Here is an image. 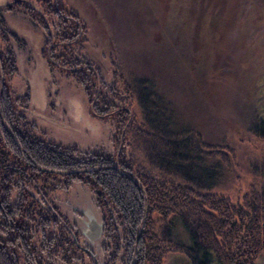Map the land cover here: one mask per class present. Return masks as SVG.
Wrapping results in <instances>:
<instances>
[{"label": "trees", "instance_id": "16d2710c", "mask_svg": "<svg viewBox=\"0 0 264 264\" xmlns=\"http://www.w3.org/2000/svg\"><path fill=\"white\" fill-rule=\"evenodd\" d=\"M85 2L0 0V264H20L15 246L28 245L25 238L7 239L2 233L21 235L28 222L63 226V216H37L30 206L37 199L26 188L44 196L40 185L49 181V188L65 189L77 181L91 191L102 215L103 243L114 240L106 250L109 263H124L117 257L127 240L134 264H254L264 253V110L251 115L247 131L237 137L247 150L249 173L237 195L222 186L228 174L237 177L243 167L238 151L203 139L180 118L168 98L156 92L158 73L135 82L119 74L110 85L101 80L92 87L88 77L80 80L87 97L93 95V112H117L123 137L113 152L37 134L29 115L30 91L18 92L9 83L19 72V53L33 50L25 36L11 32L8 15L20 11L35 32L49 31L52 39H45L42 52L54 73L69 77L74 66H82V72L96 71L101 79L97 61L82 47L92 29L89 15L81 12ZM108 63L118 65L111 57ZM29 215L33 218L26 220Z\"/></svg>", "mask_w": 264, "mask_h": 264}, {"label": "rangeland", "instance_id": "374dc122", "mask_svg": "<svg viewBox=\"0 0 264 264\" xmlns=\"http://www.w3.org/2000/svg\"><path fill=\"white\" fill-rule=\"evenodd\" d=\"M85 3L81 12L89 15L86 22L92 29L82 47L85 53L88 50L87 57L97 61L101 79L96 71L82 72V66H74L69 77L54 73L42 52L52 37L49 31L35 32L20 11L8 15L11 32L25 36L26 45L33 50L30 54L19 53V72L9 83L18 92L30 91L29 115L37 134L80 149L98 146L113 152L122 145L123 137L115 122L117 112H93L89 102L93 95L87 97L80 80L88 77L92 87L101 80L110 85L115 75L135 82L158 73L156 92L168 98L180 118L194 125L203 139L222 141L238 151L243 167L238 169L237 177L228 174L222 188L226 193L239 194L248 184L249 173L244 168L248 153L238 146L237 137L247 131L254 120L251 115L264 110V0ZM110 57L118 65L109 64ZM49 183L40 185L47 191L44 196L33 188L26 189L43 208L51 203L70 218L76 216L83 234L78 242L91 252L84 253L80 263L98 262L99 254L91 246H100L103 236L87 233L86 228L92 219L96 226L103 221L91 191L77 181L65 189L44 188ZM46 228L55 226L51 223ZM124 242L118 261L130 243ZM254 264H264V253Z\"/></svg>", "mask_w": 264, "mask_h": 264}, {"label": "flooded vegetation", "instance_id": "af4514ba", "mask_svg": "<svg viewBox=\"0 0 264 264\" xmlns=\"http://www.w3.org/2000/svg\"><path fill=\"white\" fill-rule=\"evenodd\" d=\"M45 186L47 187L49 185ZM43 199L44 198L40 199V201ZM34 202V204L32 203L30 206H33L36 215L38 214L43 216L45 213V217L50 218V214H52V220H55V217L63 216L64 224L63 226H58L56 228H40L36 227L38 224L35 223L36 225H32V222H28L29 225L26 226V230L21 235L16 234L14 236V233L12 232L9 234L2 233L1 236L3 238L11 239V237L17 238L20 236L21 238H25L26 243H28L27 247H19L18 245L15 246L17 249L16 251L18 252L17 255L21 257V261L19 259L20 264H81L80 262L81 259H83L82 257L84 253L90 254L91 252L89 253L87 250L89 248L86 249L85 246V248H83L78 242L79 238H81L83 234L80 232L79 226L77 227L76 216L74 218H70L69 216L63 214V212H61V210L56 206L54 207L51 203L49 204V207L44 206L43 208L40 206L41 203L37 201ZM23 204L25 205L29 203ZM22 208L26 210L28 209L27 206ZM26 214H30L29 211L25 212L23 215L27 216ZM31 218L33 217L29 215L26 220H31ZM44 220L46 221L50 219ZM45 223L51 224L49 221ZM101 232L100 237L104 234L103 230ZM15 240L16 239H14V241ZM101 240V244L98 247L90 245L94 251L99 254V261L97 262L95 260L93 264H112L109 263L111 253L108 252L107 255L106 250L111 251L112 247L109 245H111L110 242L114 240H108V246L103 243V238H101ZM130 249V243L125 245L124 257L120 259V261L125 259L123 264H134ZM107 257L108 260H106Z\"/></svg>", "mask_w": 264, "mask_h": 264}, {"label": "water", "instance_id": "95a60500", "mask_svg": "<svg viewBox=\"0 0 264 264\" xmlns=\"http://www.w3.org/2000/svg\"><path fill=\"white\" fill-rule=\"evenodd\" d=\"M90 222L91 224H88V227L86 228L87 233H98V236L100 237L102 233L101 231L103 229V223L100 222L99 225L96 226L95 221H93V219ZM92 224H94V227H90Z\"/></svg>", "mask_w": 264, "mask_h": 264}]
</instances>
